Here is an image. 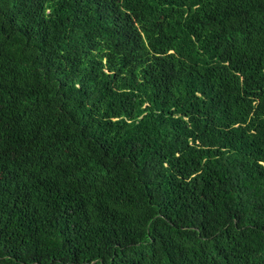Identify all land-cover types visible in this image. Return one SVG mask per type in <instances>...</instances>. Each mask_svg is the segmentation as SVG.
Listing matches in <instances>:
<instances>
[{"label": "trees", "instance_id": "16d2710c", "mask_svg": "<svg viewBox=\"0 0 264 264\" xmlns=\"http://www.w3.org/2000/svg\"><path fill=\"white\" fill-rule=\"evenodd\" d=\"M0 264H264V0H0Z\"/></svg>", "mask_w": 264, "mask_h": 264}]
</instances>
